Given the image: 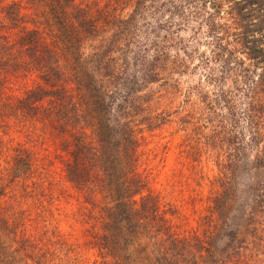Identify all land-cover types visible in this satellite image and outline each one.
Here are the masks:
<instances>
[{"label": "trees", "instance_id": "1", "mask_svg": "<svg viewBox=\"0 0 264 264\" xmlns=\"http://www.w3.org/2000/svg\"><path fill=\"white\" fill-rule=\"evenodd\" d=\"M116 2L0 0V28L20 24L16 35L0 31V76L6 67L11 71L29 68L37 79L11 105L0 101V111L7 106L12 114L19 111L37 117V107L41 106L46 118L54 116L47 126L57 129L68 148L65 177L84 186L90 164H96L101 172L98 186L111 202L103 223L110 233L104 239L110 241L111 232L115 235L117 230L120 235L115 243L126 248L134 233L142 230L154 243L164 218L153 196L142 193L131 168L136 139L129 120L141 111V98L135 92L140 84L153 81L159 69L168 73L179 68L180 58L167 60L166 44L175 38L176 31L188 27L201 31L208 55L203 54L199 62L206 67L214 65L222 80L234 71L242 77L244 93L249 92L242 110L247 137L234 135L240 142L234 150L245 146L252 152L249 156L243 150L231 155L229 178L211 199V210L218 220L215 230L204 237L167 233L164 242L160 239L155 243L157 254L151 253L148 264L264 263V0H229L225 9L214 0H133L125 16L109 12ZM138 22L143 25V40L151 37L155 50L151 60L142 54L130 69L133 71L127 73L128 37L139 29ZM105 25L109 30L106 40ZM97 38L90 52L83 54L81 41ZM146 50L144 43L141 51ZM166 62L170 63L164 65ZM85 130L92 137V151L84 141ZM31 158L26 147L17 145L0 164V264H28L27 251L35 250L20 232L23 211L14 205V197L27 191ZM242 170L253 174L245 185L235 181V172ZM255 171L261 172L259 178ZM247 189L250 195L244 203ZM239 203L243 206H237ZM221 239L224 242L219 245ZM47 251L36 248V254L42 255L37 264L46 260Z\"/></svg>", "mask_w": 264, "mask_h": 264}, {"label": "rangeland", "instance_id": "2", "mask_svg": "<svg viewBox=\"0 0 264 264\" xmlns=\"http://www.w3.org/2000/svg\"><path fill=\"white\" fill-rule=\"evenodd\" d=\"M6 1L9 0H2ZM104 1L97 0V5ZM117 1L109 12L118 16L128 14L133 0ZM214 1L225 9L229 0ZM138 26L139 29L128 37L130 42L125 53L129 64L127 73L133 71L130 69L142 54L151 60L155 50L150 43L151 37L143 40L145 35L141 22ZM18 27L5 25L0 31L5 29L6 35L13 36L18 33ZM103 30L106 31L103 37L106 40L108 27L105 25ZM174 37L166 44L167 60L180 58L179 68L168 73L159 69V72H154L153 81L138 86L135 95L141 98V111L129 120L136 139L131 168L142 193L153 196L157 211L164 218L154 243L142 230L134 233L126 248L115 243L120 235L117 230L114 231L116 236L111 232L110 241L104 239L110 233L103 223L105 210L111 202L99 189L101 172L96 164H90L84 186L65 177L68 148L62 144L57 129L52 131L47 126L48 119L54 116L46 118L41 106L37 107V117L22 115L19 111L12 114L7 106L0 111V164H4V158L17 145L26 147L32 157L31 172L25 185L27 191L23 196L14 197L18 200L14 207L23 211L20 232L35 249L27 251V258L24 256L28 264H37L42 258L41 254V257L36 254V248L38 251L48 249V257L42 264H148L149 257L157 254L155 243L160 239L164 242L167 233L204 237L215 230L218 220L211 210V199L220 190L221 183L229 178L230 167L227 164L232 159L231 155L243 150L249 156L252 152L245 146L239 151L234 150L240 144L234 135L240 133L247 137L242 110L246 108L249 92L244 93L242 77L238 78L234 71L225 74L222 80L219 69L214 65L206 67L199 62L203 54L208 55L201 31L188 27L176 31ZM98 40H82V53L88 54ZM144 43L147 50L141 51ZM115 55L120 56L121 53ZM117 62L122 66L120 59ZM175 62L172 61V65ZM6 68L4 75L0 76V101L11 105L37 79L29 68L19 71ZM135 68H138L137 64ZM66 83L70 85L68 81ZM84 132V141L92 151V137L88 130ZM252 175L246 170L235 172V181L245 185ZM260 175V171H255V177ZM245 192L244 203L250 189ZM228 219L230 222L234 220L232 216ZM223 242L221 239L219 245Z\"/></svg>", "mask_w": 264, "mask_h": 264}]
</instances>
